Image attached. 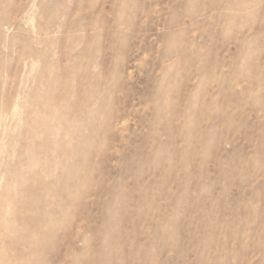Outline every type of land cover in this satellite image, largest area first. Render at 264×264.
<instances>
[{"label": "rangeland", "instance_id": "1", "mask_svg": "<svg viewBox=\"0 0 264 264\" xmlns=\"http://www.w3.org/2000/svg\"><path fill=\"white\" fill-rule=\"evenodd\" d=\"M0 264H264V0H0Z\"/></svg>", "mask_w": 264, "mask_h": 264}]
</instances>
